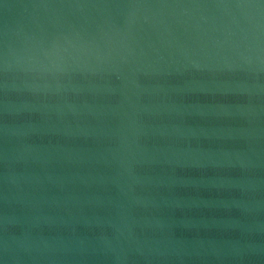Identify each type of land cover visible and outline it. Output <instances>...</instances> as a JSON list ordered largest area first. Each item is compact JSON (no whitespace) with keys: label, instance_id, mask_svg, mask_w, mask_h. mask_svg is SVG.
Here are the masks:
<instances>
[{"label":"water","instance_id":"1","mask_svg":"<svg viewBox=\"0 0 264 264\" xmlns=\"http://www.w3.org/2000/svg\"><path fill=\"white\" fill-rule=\"evenodd\" d=\"M0 264H264V0H0Z\"/></svg>","mask_w":264,"mask_h":264}]
</instances>
